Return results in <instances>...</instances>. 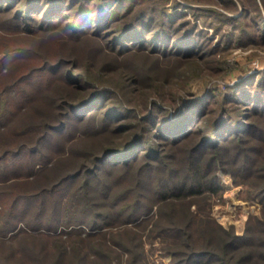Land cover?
<instances>
[{"label":"trees","instance_id":"trees-1","mask_svg":"<svg viewBox=\"0 0 264 264\" xmlns=\"http://www.w3.org/2000/svg\"><path fill=\"white\" fill-rule=\"evenodd\" d=\"M160 1L0 0V22L15 26L19 33H26L25 37L64 34L67 41L79 45L93 64L108 70L118 66L125 70H121L125 80L119 89L93 85L77 67V59L65 55L54 61L43 60L37 66L39 76L29 73V85L36 89L30 91L28 100L30 105L45 97L51 100L45 102L47 107H41L38 114H29L31 121H22V128L19 125L13 129L12 135L19 141L0 154V163L9 156L21 161L26 157L27 176L37 180L38 169L33 170V159H47L39 170L42 175L56 170V163L65 160L63 155L48 163L52 157L41 152L43 143L52 139L53 134L71 128L91 131L78 140L103 136L106 147L97 152L84 148L73 152L77 168L69 172L62 167L55 174L59 180L53 181L45 196L37 199L56 195L59 200L67 190L69 198L76 202L71 204L76 214L67 224L77 227L78 236L104 237L113 225L124 224L123 233L137 237L139 228L150 225L146 235L161 241L164 252L171 257L169 264H264V69L222 91H207L178 105L162 98L163 101H143L133 106L124 90L128 87L131 94L132 84L140 86L146 100V86L158 75H169L163 65L179 66L216 56L220 46H213L207 32L196 21L187 19L188 11L194 19L202 16L199 12L224 16L238 31L236 41L241 45L264 43V12L256 0H236L240 5L234 0H215L224 8L237 11V16L188 1L171 0L169 5L165 3L168 0ZM225 40L230 43L229 37ZM26 53L8 56L15 59ZM46 72L52 76L43 74ZM11 92L15 95L17 91ZM63 92L72 96V101L53 106ZM51 102L52 108H58L57 113L50 108ZM15 107L9 121L22 110V105ZM51 109L53 114L49 113ZM0 122H6L3 115ZM26 134L29 145L19 139ZM115 139L119 142L113 145ZM218 170L230 172L235 185H247L249 190L257 191L260 213L247 218L241 235L232 227L219 224L211 214L214 198H221L224 191ZM78 178L83 182L73 190L71 182L66 189L61 185L64 179ZM56 184L62 187L54 189ZM21 200L16 195L9 208L0 203L2 210L8 212V228L3 232L10 233V239L26 237L27 228H33L23 226V218L17 213ZM32 201L36 199L29 198L27 204ZM65 232L62 235L70 233ZM138 237L134 248L114 244L126 256L125 264L141 262L138 257L142 254L143 239L140 234ZM62 249L66 251L65 246ZM63 253L56 264L65 263ZM98 256L99 261H109L106 255ZM75 264H86V260L79 257Z\"/></svg>","mask_w":264,"mask_h":264},{"label":"rangeland","instance_id":"rangeland-1","mask_svg":"<svg viewBox=\"0 0 264 264\" xmlns=\"http://www.w3.org/2000/svg\"><path fill=\"white\" fill-rule=\"evenodd\" d=\"M170 1H165V3L169 5ZM179 1H188L198 7L211 8L218 12H224L229 16H237V11H230L215 0ZM160 2L164 3L162 0ZM256 2L261 11L264 12V0H256ZM236 4H239V2L236 1ZM199 13H202V16L194 19L191 12L188 11L186 14L187 19L196 21L199 27L207 32V35L212 38L213 46H220L217 49L216 56L208 60H194L195 62L190 61V63L187 61L179 66L171 63L163 65L164 69L169 70V73H167L169 75H158L152 83L150 82L146 86L145 92H149L146 100H143L141 96L142 87L132 84L131 94L127 92L128 87H124V90L129 95L126 98L129 104L139 106L143 101L146 103L152 100L163 101V98L178 105L183 101L192 100L207 91H222L226 86L233 85L247 75L264 69V43L251 44L248 42L245 45H241L236 41L238 31H234L231 21L219 14ZM203 13L205 14L203 15ZM3 23L0 22V117L3 115L6 122L4 124L0 122V154L12 148L15 141H19L13 137V129L15 127L18 128L17 126L19 125L22 128L25 125V122L22 121H31V119H28L29 114L30 116L38 114V110L41 107H47L45 102L51 100L50 97H45L40 99V103L36 101L33 105H30L28 100L30 91L32 92V89H36L31 88L33 85H29L32 80L31 75L39 76L41 74L38 72L40 69L37 66L42 64L43 60L54 61L57 56L66 55L70 59H77V67L89 77V81L93 85H108L112 88H119L124 84L125 76L122 73V71H125L124 69L122 70L118 66L108 70L101 68V65L93 64L76 42L65 39L66 35L55 32L52 34L46 33L42 35V38H27V36L25 37L26 33H19L15 26ZM216 28L217 31H215ZM221 34H223V37H221ZM227 37H229L230 43L225 40ZM85 47H88V45ZM25 50L31 54L29 55ZM14 52H25L26 54L21 57H15V59L8 56ZM101 60L102 58H100V62ZM161 69L159 68L158 70ZM29 73L32 74L30 75ZM43 74L48 75V77L52 76V73L49 72ZM11 91L17 92L14 95ZM52 91L49 95H52ZM120 95L123 96L121 93ZM69 96H65L63 92V95L54 102L53 106L58 103L63 104L62 101L64 100L72 101V96ZM17 104L22 105V110L15 113V115L18 114L16 119L12 117L9 121V115H14L12 112L16 110L15 106ZM50 108H52V102ZM52 109H54V112H58L56 111L58 108L53 107ZM52 109L49 113L52 112ZM82 123L84 122L82 121ZM68 130L53 134L52 139L41 146V152L44 153L45 157H52L48 163H53L56 158L65 155L63 156L64 161L56 163V170L47 171V174L45 172L43 175L39 174V170L44 167L47 159L32 160L35 163L33 170L38 169V172H35L38 175L36 176L39 177L37 180L34 179L32 181L27 176L29 163H27L28 159L26 157L21 161L9 156L3 160V164L0 163V203H4L5 207L9 208L13 204L14 197L19 195L22 200L17 207V213L23 218L21 222L24 223L23 226L25 224L28 226L33 225V228H27L26 237L21 236L10 239V233L6 234L7 232H3L4 229L8 228L5 226L7 217L9 218L8 212L6 209L2 210V205L0 204V264H56L58 256L61 252H64L63 249L60 251L64 246L66 247V251L63 253L64 264H75L79 257L80 259L84 258L86 264H108L110 261L111 264H125L126 256H122L114 244L122 243L124 246L134 248L133 244L139 240V234L143 239L142 254L140 258L138 257V259H141L140 264H169L171 257L164 252L161 241L152 240L146 235L147 228L150 225L139 228L140 232L137 237L133 233H123L125 225L118 224L109 228L104 237H90L87 239V236L81 237L77 235V227L74 224L69 226L67 224L71 216L76 214L72 209L74 207L71 205L73 203L76 204V202L69 198L70 195L67 194V190H62L63 196L59 200L56 195H52V198L42 197L41 200L37 201L41 196H45V190L49 186L51 187L54 182L59 180L56 179L58 176L56 177L55 174L58 175L62 167H65L64 171L69 172L77 168L73 164L76 161V159L74 160L75 155H73V152L80 150V148L97 152L101 148L106 147L104 142L106 138L103 136V138L96 136L95 138L90 137L78 140L83 135H90L91 131L84 133L81 129L71 128ZM28 137L29 134H26L19 139L22 138L29 145L31 142L26 141ZM118 142L117 139L113 140V145ZM68 153L69 157H67ZM218 176V181L223 186L224 191L221 198H214L211 214L219 224L226 228L232 227L236 234L241 235L244 232L247 218L250 215L260 213V204L255 197L257 191L249 190L247 185H235L230 172L225 173L218 170ZM68 182H71L70 185H72L73 190L82 184L83 180L80 178L72 181L64 179L61 185L66 189ZM56 187L59 188L60 184L54 185V189ZM121 187H123V184ZM90 196L95 197L94 199L98 198L93 193ZM27 197L36 199V201L27 204L29 200ZM74 206L78 207L77 205ZM96 210L101 211L100 209ZM131 227L133 228L134 225H131ZM63 230H67L65 233H70L64 236L62 235ZM14 251L15 253L13 254ZM98 254L106 255V259L109 261L103 259L99 261L101 257ZM129 258L132 259V255Z\"/></svg>","mask_w":264,"mask_h":264}]
</instances>
